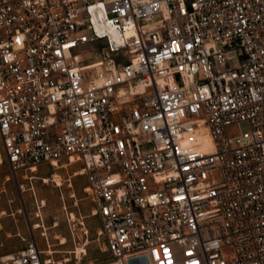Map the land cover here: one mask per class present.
Wrapping results in <instances>:
<instances>
[{
	"label": "built area",
	"instance_id": "2783aa9c",
	"mask_svg": "<svg viewBox=\"0 0 264 264\" xmlns=\"http://www.w3.org/2000/svg\"><path fill=\"white\" fill-rule=\"evenodd\" d=\"M0 141L80 163L113 264H264V0H0Z\"/></svg>",
	"mask_w": 264,
	"mask_h": 264
},
{
	"label": "rangeland",
	"instance_id": "374dc122",
	"mask_svg": "<svg viewBox=\"0 0 264 264\" xmlns=\"http://www.w3.org/2000/svg\"><path fill=\"white\" fill-rule=\"evenodd\" d=\"M0 158V254L22 249L35 237L40 248L53 250L43 253L53 262L113 264L99 232L93 201L85 190L86 177L78 173L79 162L54 168L39 164L33 171L15 175L1 141ZM54 174L62 179L61 185L55 182Z\"/></svg>",
	"mask_w": 264,
	"mask_h": 264
},
{
	"label": "bare ground",
	"instance_id": "6f19581e",
	"mask_svg": "<svg viewBox=\"0 0 264 264\" xmlns=\"http://www.w3.org/2000/svg\"><path fill=\"white\" fill-rule=\"evenodd\" d=\"M109 29V31L112 33V34H115V32L111 29V28H108ZM2 160V158H0V161ZM78 173H82V170H81V172H78ZM54 179L56 180L55 182L58 184V185H61L62 184V179L60 178V176L58 175V174H54ZM48 180V178H45V182ZM64 241V240H63ZM64 243V242H63ZM80 251V250H79ZM78 251V252H79ZM43 252L44 253H46L47 255L48 254H50L51 252H53V250H48V251H46V250H43ZM80 254V253H79ZM69 260V258H67L65 261H68ZM47 261L48 262H50V263H53V261L50 259V258H48L47 259ZM55 262V261H54ZM56 263H59V262H55V263H53V264H56ZM61 263H64V262H60V264Z\"/></svg>",
	"mask_w": 264,
	"mask_h": 264
},
{
	"label": "water",
	"instance_id": "95a60500",
	"mask_svg": "<svg viewBox=\"0 0 264 264\" xmlns=\"http://www.w3.org/2000/svg\"><path fill=\"white\" fill-rule=\"evenodd\" d=\"M128 264H148V261L145 255H140L129 258Z\"/></svg>",
	"mask_w": 264,
	"mask_h": 264
},
{
	"label": "crops",
	"instance_id": "0c3cea01",
	"mask_svg": "<svg viewBox=\"0 0 264 264\" xmlns=\"http://www.w3.org/2000/svg\"><path fill=\"white\" fill-rule=\"evenodd\" d=\"M1 245H2V244H1ZM1 245H0V246H1ZM19 250H20V249H19ZM17 251H18V250H16V251H13V252H17ZM13 252H11V253H13ZM5 254H6V253H5Z\"/></svg>",
	"mask_w": 264,
	"mask_h": 264
}]
</instances>
